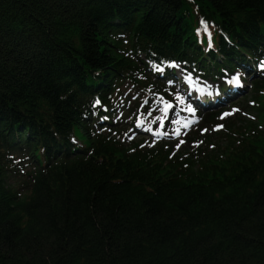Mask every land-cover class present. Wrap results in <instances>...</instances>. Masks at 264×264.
<instances>
[{
  "label": "trees",
  "instance_id": "obj_1",
  "mask_svg": "<svg viewBox=\"0 0 264 264\" xmlns=\"http://www.w3.org/2000/svg\"><path fill=\"white\" fill-rule=\"evenodd\" d=\"M192 1L240 48L264 42V0ZM191 18L187 0H0V141L35 154L47 123L82 127L78 96L136 79L125 45L199 51ZM91 145L96 167L68 150L44 173L13 175L0 155V264H264V135L200 169Z\"/></svg>",
  "mask_w": 264,
  "mask_h": 264
},
{
  "label": "bare ground",
  "instance_id": "obj_2",
  "mask_svg": "<svg viewBox=\"0 0 264 264\" xmlns=\"http://www.w3.org/2000/svg\"><path fill=\"white\" fill-rule=\"evenodd\" d=\"M260 29L264 31V29L262 27H260ZM259 42H260V40H259ZM256 66H259L260 68H263V66H261V64H259V62L256 63ZM160 74H162V72H160ZM113 84H114V82L112 80H109L106 85H111L112 86ZM198 84H200V83H198ZM199 111H200V109H195V115L196 114L198 115L199 114ZM149 136L152 137V138H161V137L163 138V137H166L167 136V133L166 132H154V131H150L149 132Z\"/></svg>",
  "mask_w": 264,
  "mask_h": 264
},
{
  "label": "rangeland",
  "instance_id": "obj_3",
  "mask_svg": "<svg viewBox=\"0 0 264 264\" xmlns=\"http://www.w3.org/2000/svg\"><path fill=\"white\" fill-rule=\"evenodd\" d=\"M249 94V93H247ZM75 137L76 139L81 142L83 145H86V139L85 137L83 136V134L80 132V130H77L76 133H75Z\"/></svg>",
  "mask_w": 264,
  "mask_h": 264
},
{
  "label": "snow or ice",
  "instance_id": "obj_4",
  "mask_svg": "<svg viewBox=\"0 0 264 264\" xmlns=\"http://www.w3.org/2000/svg\"><path fill=\"white\" fill-rule=\"evenodd\" d=\"M225 115H227V113Z\"/></svg>",
  "mask_w": 264,
  "mask_h": 264
}]
</instances>
